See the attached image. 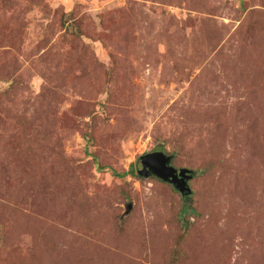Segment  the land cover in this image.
Masks as SVG:
<instances>
[{
    "label": "rangeland",
    "instance_id": "1",
    "mask_svg": "<svg viewBox=\"0 0 264 264\" xmlns=\"http://www.w3.org/2000/svg\"><path fill=\"white\" fill-rule=\"evenodd\" d=\"M0 264H264V0H0Z\"/></svg>",
    "mask_w": 264,
    "mask_h": 264
},
{
    "label": "water",
    "instance_id": "2",
    "mask_svg": "<svg viewBox=\"0 0 264 264\" xmlns=\"http://www.w3.org/2000/svg\"><path fill=\"white\" fill-rule=\"evenodd\" d=\"M170 161L171 156H166L160 152L147 155L144 158V162L139 166V173L146 174L148 171L163 181L173 184L179 192L183 194L189 193L190 188L186 181L191 178L193 171L187 168L178 170L170 164Z\"/></svg>",
    "mask_w": 264,
    "mask_h": 264
},
{
    "label": "trees",
    "instance_id": "3",
    "mask_svg": "<svg viewBox=\"0 0 264 264\" xmlns=\"http://www.w3.org/2000/svg\"><path fill=\"white\" fill-rule=\"evenodd\" d=\"M170 156V155H169Z\"/></svg>",
    "mask_w": 264,
    "mask_h": 264
}]
</instances>
